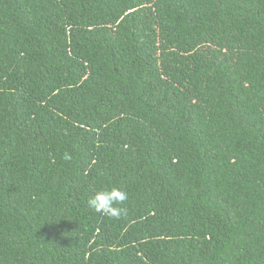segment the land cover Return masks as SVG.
<instances>
[{
	"label": "trees",
	"instance_id": "16d2710c",
	"mask_svg": "<svg viewBox=\"0 0 264 264\" xmlns=\"http://www.w3.org/2000/svg\"><path fill=\"white\" fill-rule=\"evenodd\" d=\"M0 264H264V0H0Z\"/></svg>",
	"mask_w": 264,
	"mask_h": 264
},
{
	"label": "clouds",
	"instance_id": "9594fccd",
	"mask_svg": "<svg viewBox=\"0 0 264 264\" xmlns=\"http://www.w3.org/2000/svg\"><path fill=\"white\" fill-rule=\"evenodd\" d=\"M62 159L71 161L72 155L65 152ZM128 198V192L121 187H102L94 191L89 197L87 204L92 211L104 217L119 220L127 215V210L123 205Z\"/></svg>",
	"mask_w": 264,
	"mask_h": 264
}]
</instances>
